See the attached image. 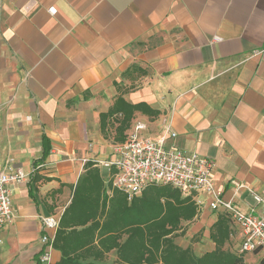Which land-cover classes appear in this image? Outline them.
Wrapping results in <instances>:
<instances>
[{
    "label": "crops",
    "instance_id": "0c3cea01",
    "mask_svg": "<svg viewBox=\"0 0 264 264\" xmlns=\"http://www.w3.org/2000/svg\"><path fill=\"white\" fill-rule=\"evenodd\" d=\"M118 97L158 111L135 112L132 125L152 140L169 127L170 144L213 162L222 199L264 218V0H0V164L29 174L9 186L0 264H42L40 238L58 226L41 218L59 223L85 164L111 158L99 116ZM195 200L174 242L200 257L215 248L219 212L211 196ZM238 244L236 232L225 248ZM59 259L52 248L50 264Z\"/></svg>",
    "mask_w": 264,
    "mask_h": 264
},
{
    "label": "trees",
    "instance_id": "16d2710c",
    "mask_svg": "<svg viewBox=\"0 0 264 264\" xmlns=\"http://www.w3.org/2000/svg\"><path fill=\"white\" fill-rule=\"evenodd\" d=\"M135 112L159 114L145 103L129 104L118 97L99 116L103 136L112 129V144L124 142ZM198 214L193 195L167 185L148 186L131 201L117 190L108 194L99 169L88 162L54 235L52 248L60 253L55 264H103L111 251L116 253L114 264H245L243 254L225 248L236 230L224 212L210 228L214 250L197 257L191 247L175 244L174 238L184 234L181 223Z\"/></svg>",
    "mask_w": 264,
    "mask_h": 264
},
{
    "label": "built area",
    "instance_id": "2783aa9c",
    "mask_svg": "<svg viewBox=\"0 0 264 264\" xmlns=\"http://www.w3.org/2000/svg\"><path fill=\"white\" fill-rule=\"evenodd\" d=\"M144 128L140 123L132 125L125 141L113 144L111 158L93 162L95 166L109 170L112 187L125 194L129 201L151 185L170 186L184 196L193 195L194 200L197 194L211 196L208 208L213 212L227 213L238 232L237 254L262 252L260 264H264V218L252 212H242L233 202L222 199L211 180L213 162L170 144L176 134L169 127L164 128L158 140L142 136ZM11 162L8 160L5 166L0 164V228L13 217L9 186L22 183L29 176L21 169H12ZM243 188L248 189L244 184L237 186V189ZM249 191L257 202H261L260 195ZM195 202L197 206L201 205L199 201ZM41 221L46 228L56 229L58 226L54 217H44ZM53 239L54 236L47 235L40 238L43 249L39 260L42 264L51 262Z\"/></svg>",
    "mask_w": 264,
    "mask_h": 264
},
{
    "label": "rangeland",
    "instance_id": "374dc122",
    "mask_svg": "<svg viewBox=\"0 0 264 264\" xmlns=\"http://www.w3.org/2000/svg\"><path fill=\"white\" fill-rule=\"evenodd\" d=\"M177 237H180V236H177ZM177 242H181L180 239L177 240ZM190 243H192L190 241ZM186 245V244H184ZM185 247V246H184ZM189 247V246H188ZM187 248V247H186ZM196 255H197V251L195 252ZM244 257H245V262L246 264H260V261L262 259V252H257V253H254V252H251V253H246L244 254ZM104 263L105 264H114V261H113V257L111 256H108L105 260H104Z\"/></svg>",
    "mask_w": 264,
    "mask_h": 264
}]
</instances>
